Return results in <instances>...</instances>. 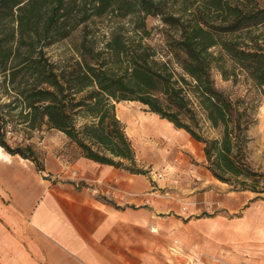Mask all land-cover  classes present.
Masks as SVG:
<instances>
[{"label": "trees", "instance_id": "16d2710c", "mask_svg": "<svg viewBox=\"0 0 264 264\" xmlns=\"http://www.w3.org/2000/svg\"><path fill=\"white\" fill-rule=\"evenodd\" d=\"M76 33L54 61L47 49ZM215 72L264 97L257 0H0V147L43 173L35 139L54 131L75 158L147 175L116 111L138 102L203 144L216 180L264 200L248 156L256 105L219 88Z\"/></svg>", "mask_w": 264, "mask_h": 264}, {"label": "crops", "instance_id": "0c3cea01", "mask_svg": "<svg viewBox=\"0 0 264 264\" xmlns=\"http://www.w3.org/2000/svg\"><path fill=\"white\" fill-rule=\"evenodd\" d=\"M134 127L179 149L174 166L157 170L150 159L137 157L141 166L151 167L149 174L138 175L80 157L70 167L59 161L58 169L47 168L54 180L71 170L70 181L53 183L43 179L46 170L2 149L0 187L20 215L29 217L34 237L21 244L3 232L7 245L0 248V264H235L224 261L218 247L209 260L210 252L195 245L207 235L196 228L218 221L212 215L222 210L237 213L250 197L224 194L228 185L189 163L187 153L206 156L204 145L198 151L201 143L183 129L156 115ZM209 202L222 208L210 211Z\"/></svg>", "mask_w": 264, "mask_h": 264}, {"label": "rangeland", "instance_id": "374dc122", "mask_svg": "<svg viewBox=\"0 0 264 264\" xmlns=\"http://www.w3.org/2000/svg\"><path fill=\"white\" fill-rule=\"evenodd\" d=\"M264 6V0H257ZM126 22V21H125ZM124 24V23H123ZM100 25L107 26L105 22ZM128 25V24H126ZM149 27H162L160 19L149 17L147 19ZM79 33H76L70 40L56 44L47 49L49 56L57 61L62 56L69 53V48L72 43L77 41ZM159 37V36H155ZM215 80L219 88L232 94L233 97L244 96L249 94L253 98L257 109V123L249 132L251 141L248 145V156L251 166L260 172L264 173V97L257 94L252 89L250 82H244L240 78L237 86H233L231 81H224L218 72L214 74ZM120 112V120L126 127V132L133 144L137 157L142 159H150L156 165L157 170L161 168L174 166L175 152L179 149H173L166 146L165 139L156 135L144 134L141 130H136L134 125L140 126L141 119L146 117H154V114L149 113L146 108L138 102H120L116 104V111ZM124 111V114L122 113ZM122 113V114H121ZM36 143L39 149V155L45 164L46 172L42 175L43 179H48L55 182H68L71 170L66 169V173L61 172L55 180L48 173L47 168L56 170L60 166V162L66 167L74 164L80 157H74L67 150V138L58 132H49L44 134L42 139L36 138ZM203 151V144H199L198 151ZM174 154V155H173ZM188 160L190 164L201 165L207 168L206 157L200 158V154H189ZM59 165V166H58ZM61 167V166H60ZM142 167L150 170L151 167L142 163ZM70 171V172H69ZM71 177V176H70ZM73 177V176H72ZM216 180V179H215ZM218 181V180H216ZM219 182V181H218ZM227 185V184H226ZM229 186V185H228ZM0 187V248L7 245L6 235L3 232H10L16 241L23 244L26 242L27 236L34 237L33 229H30L29 217L25 218L20 215L19 209L14 206L11 197L7 195V190ZM232 187L226 188L224 194L231 192ZM238 192V191H235ZM229 195H245L249 196V202L237 213L231 214L228 210H222L215 213L213 217L218 216L217 220L209 221L210 224L196 228L201 233L207 235L202 239H198L195 245L202 246L210 253L208 259H215V249L218 247L224 249L223 260L228 261L232 259L235 264H264V200L252 201L256 195L251 192L231 193ZM264 198V195L262 196ZM252 201V202H251ZM211 207L217 209L222 208L219 203L209 202L207 208L213 211ZM224 207V206H223ZM13 215L17 221H8L13 219ZM18 219H21L19 221ZM25 245V244H24ZM232 247L235 249L233 250ZM221 252V251H219Z\"/></svg>", "mask_w": 264, "mask_h": 264}, {"label": "bare ground", "instance_id": "6f19581e", "mask_svg": "<svg viewBox=\"0 0 264 264\" xmlns=\"http://www.w3.org/2000/svg\"><path fill=\"white\" fill-rule=\"evenodd\" d=\"M2 149H3V148H2V147H0V155H1Z\"/></svg>", "mask_w": 264, "mask_h": 264}]
</instances>
